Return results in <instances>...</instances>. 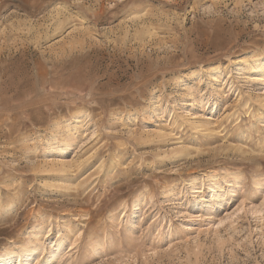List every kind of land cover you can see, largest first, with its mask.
Returning a JSON list of instances; mask_svg holds the SVG:
<instances>
[{"label":"rangeland","instance_id":"1","mask_svg":"<svg viewBox=\"0 0 264 264\" xmlns=\"http://www.w3.org/2000/svg\"><path fill=\"white\" fill-rule=\"evenodd\" d=\"M6 260L264 264V0H0Z\"/></svg>","mask_w":264,"mask_h":264},{"label":"bare ground","instance_id":"2","mask_svg":"<svg viewBox=\"0 0 264 264\" xmlns=\"http://www.w3.org/2000/svg\"><path fill=\"white\" fill-rule=\"evenodd\" d=\"M8 257V256H7ZM5 258H3V260H4ZM9 261V260H8ZM0 263H2V264H6L7 263V260L5 261V262H0Z\"/></svg>","mask_w":264,"mask_h":264}]
</instances>
